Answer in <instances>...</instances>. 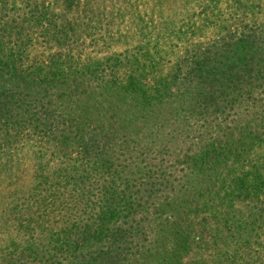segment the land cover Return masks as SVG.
Segmentation results:
<instances>
[{
    "label": "trees",
    "instance_id": "obj_1",
    "mask_svg": "<svg viewBox=\"0 0 264 264\" xmlns=\"http://www.w3.org/2000/svg\"><path fill=\"white\" fill-rule=\"evenodd\" d=\"M79 1L0 0V264L235 263L213 224L264 198V0H166L84 58ZM39 45L62 68H22Z\"/></svg>",
    "mask_w": 264,
    "mask_h": 264
},
{
    "label": "rangeland",
    "instance_id": "obj_2",
    "mask_svg": "<svg viewBox=\"0 0 264 264\" xmlns=\"http://www.w3.org/2000/svg\"><path fill=\"white\" fill-rule=\"evenodd\" d=\"M46 2L52 5L55 0ZM158 3L164 4L163 9L166 11L163 12H168L166 0H80L78 3L71 2L63 6L58 22L66 32L65 36L75 40L82 58L118 56L122 53L130 57L134 54V47L138 45L140 38L146 36L143 28L148 31L146 25L151 18L153 7ZM54 11L57 12L58 8H54ZM27 54L26 63L22 68L30 69L34 62L44 70L62 68L58 67L55 61L60 54H64L63 50L39 45V48L31 47ZM229 207V218L234 227L226 230L220 226L225 225L226 220L221 223L216 221L212 234L221 253L233 254L237 251L235 263H226L264 264V198L258 201H233ZM223 235H226V238H223ZM208 241L207 238L202 244L203 248L208 247ZM217 261L223 263L220 257Z\"/></svg>",
    "mask_w": 264,
    "mask_h": 264
}]
</instances>
